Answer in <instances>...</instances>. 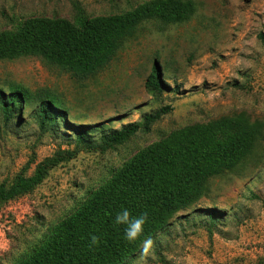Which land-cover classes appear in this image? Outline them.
I'll return each mask as SVG.
<instances>
[{"label":"rangeland","instance_id":"obj_1","mask_svg":"<svg viewBox=\"0 0 264 264\" xmlns=\"http://www.w3.org/2000/svg\"><path fill=\"white\" fill-rule=\"evenodd\" d=\"M148 0H0V32L30 18L78 19L123 14ZM180 23L146 20L97 73L75 78L38 56L0 60V90L10 84L48 89L62 102L58 126L40 127L35 108L0 110V184L30 175L39 161L68 151L31 191L0 202V264H19L56 226L102 187L136 153L169 134L244 113L261 128L251 153L232 169L208 176L200 196L178 209L120 264H264V0H189ZM156 66L165 85L150 96L145 81ZM171 111L126 142L101 151L77 145L72 128L106 130L141 121L160 106ZM100 134L92 133L93 142ZM217 155L210 149L204 159ZM68 156V157H67ZM214 217H209V212Z\"/></svg>","mask_w":264,"mask_h":264},{"label":"trees","instance_id":"obj_2","mask_svg":"<svg viewBox=\"0 0 264 264\" xmlns=\"http://www.w3.org/2000/svg\"><path fill=\"white\" fill-rule=\"evenodd\" d=\"M195 6L189 0H148L123 14L79 18L76 25L61 18H30L16 31L0 32V60L22 56H38L58 66L75 78H84L102 70L114 58L121 43L134 36L136 28L146 20L163 24L187 20ZM9 92L0 90V110L5 122L16 108L30 105L40 127L55 129L64 116L62 102L48 89L29 91L19 84H10ZM165 85L156 66H152L145 89L158 97ZM171 111L160 106L141 115V121L106 130L97 124L75 125L72 130L76 144L101 151L120 145L142 129ZM250 123L244 113L221 117L207 124L179 129L163 140L136 153L69 217L61 221L42 244L19 264H120L129 258L147 238L164 228L181 207L190 205L200 196L208 176L234 168L251 153L260 139L261 128ZM99 132L97 142L91 139ZM215 149L213 159L203 155ZM68 151L57 152L35 164L26 176L15 175L6 186L0 184V202L31 191L47 172ZM70 156V155H69ZM68 157V156H67ZM132 216L147 213L143 234L134 242L124 239L123 225L114 223L121 209ZM215 215L209 212V217ZM98 239L92 245V237Z\"/></svg>","mask_w":264,"mask_h":264},{"label":"clouds","instance_id":"obj_3","mask_svg":"<svg viewBox=\"0 0 264 264\" xmlns=\"http://www.w3.org/2000/svg\"><path fill=\"white\" fill-rule=\"evenodd\" d=\"M148 220L147 213H142L139 216H132L130 211L126 208L121 209L115 216L114 223L116 225H123L124 239L128 242L136 241L144 231V225ZM98 243L97 237H92V245H96ZM153 245V240L151 238H147L143 241L142 251L144 254H147L150 248Z\"/></svg>","mask_w":264,"mask_h":264}]
</instances>
